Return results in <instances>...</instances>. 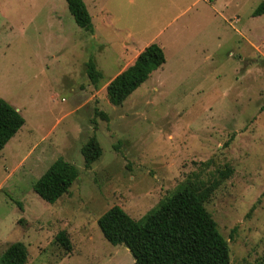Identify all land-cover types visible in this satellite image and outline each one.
Instances as JSON below:
<instances>
[{"label":"rangeland","instance_id":"374dc122","mask_svg":"<svg viewBox=\"0 0 264 264\" xmlns=\"http://www.w3.org/2000/svg\"><path fill=\"white\" fill-rule=\"evenodd\" d=\"M174 1L85 0L90 32L66 0H0V98L25 119L0 151V255L22 241L25 264H133L124 244L104 237L99 217L117 204L139 220L182 182L228 168L206 208L228 240L229 264L258 263L264 13L254 11L264 0L200 2L156 38L166 62L121 105L107 96L108 82L171 21ZM89 59L102 73L97 83ZM94 135L103 151L87 168L81 149ZM60 157L79 176L49 203L33 184ZM61 230L70 251L55 240Z\"/></svg>","mask_w":264,"mask_h":264},{"label":"trees","instance_id":"16d2710c","mask_svg":"<svg viewBox=\"0 0 264 264\" xmlns=\"http://www.w3.org/2000/svg\"><path fill=\"white\" fill-rule=\"evenodd\" d=\"M66 2L76 23L93 32L92 16L85 0ZM262 13L264 1L255 9L254 16ZM166 60L160 44L147 45L131 65L108 82L106 92L110 103L121 105ZM87 74L93 83L102 77L93 59L87 62ZM99 114L107 117L103 112ZM24 123L20 111L0 98V151ZM81 151L85 166L89 168L103 150L94 135ZM230 174L231 170L226 168L209 180L182 182L139 220L115 204L99 217L98 225L110 243L124 244L129 249L134 257L133 264H229L228 240L221 234L206 202ZM78 176V168L60 157L34 182L33 189L44 201L55 203L70 190ZM55 240L66 250H72L65 230L59 231ZM28 254L24 242H13L0 255V264H25ZM257 264H264V254Z\"/></svg>","mask_w":264,"mask_h":264},{"label":"crops","instance_id":"0c3cea01","mask_svg":"<svg viewBox=\"0 0 264 264\" xmlns=\"http://www.w3.org/2000/svg\"><path fill=\"white\" fill-rule=\"evenodd\" d=\"M206 2L205 0H194L192 3H186L184 4L185 6H183V2L184 0H176L174 1V4H173V9H172V17H171V21L165 25L164 27H162L161 29H159L157 31V33L152 37L150 38L146 43H144V45L142 47H140L139 50H137L135 52L134 55L138 56L139 53L147 46L149 45L150 43L152 42H155L156 41V38L157 37H160L162 36V34H165V32L167 30H169L171 27L175 28L176 25L178 24V21L185 15H187L191 10H193L195 8V6H197V4H199L200 2ZM177 29H174V31H176ZM172 36V35H171ZM136 59V58H135ZM121 72V71H120ZM119 72V73H120ZM117 73V74H119ZM116 74V75H117ZM115 75V76H116Z\"/></svg>","mask_w":264,"mask_h":264}]
</instances>
